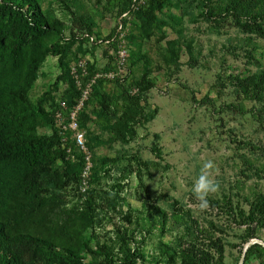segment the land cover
Masks as SVG:
<instances>
[{"label": "rangeland", "instance_id": "1", "mask_svg": "<svg viewBox=\"0 0 264 264\" xmlns=\"http://www.w3.org/2000/svg\"><path fill=\"white\" fill-rule=\"evenodd\" d=\"M130 1L36 0L61 29L42 45L68 46L45 56L11 103L21 128L39 137L52 131L49 113L70 89L67 66L85 45L80 33L110 32ZM235 1L144 2L129 30L127 77L98 81L80 113L92 163L87 189L78 190L70 156L30 170L22 180L30 195L19 194L3 219L0 259L182 264L184 250L239 264L244 244L256 241L261 248L245 252L241 264H264V229L244 242L240 219L247 199L264 192V96L242 87L264 86V0H250L259 10L247 15L242 2L228 10ZM208 160L220 188L200 211L192 187ZM213 238L222 244L220 261Z\"/></svg>", "mask_w": 264, "mask_h": 264}, {"label": "trees", "instance_id": "2", "mask_svg": "<svg viewBox=\"0 0 264 264\" xmlns=\"http://www.w3.org/2000/svg\"><path fill=\"white\" fill-rule=\"evenodd\" d=\"M241 2L245 4L243 12L246 15L248 12H255L254 6L259 10V7L255 3L253 5L250 0H236L229 3L228 10L241 8ZM143 5L134 12L132 20ZM24 31L29 32L31 37L27 38ZM83 31L91 32L92 30L87 26ZM50 35L61 36L59 22L56 19L49 21L39 9L36 0H2L0 2V241L6 236L3 219L10 209L11 202L19 194L30 195V190L22 185V180L26 174L41 164L67 159L69 155L66 149L73 146L70 139L61 141L58 130L53 123L52 115L57 107V102L48 116L52 131L44 137H39L34 132L21 128L17 122V115L10 111L11 103L14 99H22L23 90L33 80L37 64L47 55L59 56L65 53L68 46L67 42H53L49 45H42V40ZM126 39L129 45V31ZM80 40L83 41V39ZM93 49L94 47L87 49L83 45L79 54L88 51L91 53ZM129 51L130 49H128L127 64ZM93 70L92 64L88 65V73ZM98 81L106 80L97 79L92 87ZM69 82V93L59 99L64 100L68 107L74 103L78 95L70 76ZM242 87L245 92L251 93L256 98H260L261 95L264 96V86L257 87L256 85L252 86L244 83ZM83 107L78 114L80 127L82 126L80 113ZM85 144L88 148V143ZM71 162L79 174L81 157L76 156ZM241 213V223L245 225L243 241L246 242L249 237H258L256 232L264 229V192L257 193L252 199H247L246 210H241ZM34 240L44 245L49 244L44 239L35 238ZM212 245L217 254V260L220 261L222 258V244L218 238H213ZM255 247L261 248L256 242L250 243L244 253ZM85 248L92 254L100 253L99 250L91 249L87 245ZM64 251L72 257L76 256L70 248H65ZM182 253L185 259L182 264H212L210 258L208 259L202 253L184 250H182ZM135 259V256H133L130 260L134 262ZM0 264L16 263L13 258L3 256L0 259Z\"/></svg>", "mask_w": 264, "mask_h": 264}, {"label": "built area", "instance_id": "3", "mask_svg": "<svg viewBox=\"0 0 264 264\" xmlns=\"http://www.w3.org/2000/svg\"><path fill=\"white\" fill-rule=\"evenodd\" d=\"M146 0H131L128 7L120 12L114 19L112 30L104 35L82 31L80 38L85 47H94L92 53L78 54L68 65L69 76L78 91V95L71 106H67L64 100L57 101V107L53 111L52 119L61 141L70 139L72 145L81 155V167L79 171L78 190L85 191L89 183V174L92 168L91 155L86 146L84 130L79 126L78 114L85 101L89 97L92 85L97 79L117 81L123 83L128 74V41L126 39L133 14L144 4ZM94 52H97L96 54ZM99 59V61H98ZM93 71L88 73V65ZM134 91V90H133ZM67 154L74 159L69 147Z\"/></svg>", "mask_w": 264, "mask_h": 264}, {"label": "clouds", "instance_id": "4", "mask_svg": "<svg viewBox=\"0 0 264 264\" xmlns=\"http://www.w3.org/2000/svg\"><path fill=\"white\" fill-rule=\"evenodd\" d=\"M215 164L212 160L206 161L201 169L198 178L195 180L192 191L195 196V200L200 211H206L210 202L208 197L211 194H215L219 191L220 184L215 179Z\"/></svg>", "mask_w": 264, "mask_h": 264}, {"label": "water", "instance_id": "5", "mask_svg": "<svg viewBox=\"0 0 264 264\" xmlns=\"http://www.w3.org/2000/svg\"><path fill=\"white\" fill-rule=\"evenodd\" d=\"M256 241H249L247 242L246 244H244L243 248H242V251H241V256H240V259H239V264H241V262L243 261V254H244V251L246 250L247 246L250 244V243H254ZM258 243V242H256Z\"/></svg>", "mask_w": 264, "mask_h": 264}]
</instances>
